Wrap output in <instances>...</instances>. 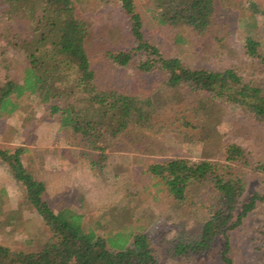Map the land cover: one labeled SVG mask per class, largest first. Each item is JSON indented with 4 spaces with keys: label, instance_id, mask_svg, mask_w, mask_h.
I'll return each instance as SVG.
<instances>
[{
    "label": "trees",
    "instance_id": "1",
    "mask_svg": "<svg viewBox=\"0 0 264 264\" xmlns=\"http://www.w3.org/2000/svg\"><path fill=\"white\" fill-rule=\"evenodd\" d=\"M116 2L126 15L135 46L109 49L107 57L119 67L135 63L141 73L156 74L157 80L149 84L145 79L128 88L99 84L90 46L104 35L93 32L90 16L82 11L86 0H0L1 32L6 34L0 54L8 68L0 79V117L20 111L24 97L35 96L47 115L58 121L69 144L79 148L102 176L114 163L110 151L157 154L165 151L157 141L160 135L172 134L176 144L197 138L202 142V160L175 157L156 161L146 170L167 187L187 217L167 249L182 264H194L222 239L221 259L234 264L231 233L264 205V191L247 197V179L239 167L248 162L247 154L236 143L221 147L219 124L226 103L243 108L264 128L262 43L254 35L246 36V54L253 60L250 68L263 73L257 77V72L244 79L231 69L192 68L178 56L165 55L146 37L135 0ZM219 2L152 0L147 10L160 25L188 28L205 37L216 27ZM251 7L260 11L255 1ZM12 59L20 63V70H14L17 74L10 71ZM210 145L215 154L223 151L224 160L214 158ZM25 151V147L0 148V158L24 187L25 203L37 210L52 235L37 250L0 243V264H162L150 234L125 224L114 229L118 222L108 228L104 220L85 225V215L75 209L54 210L45 199L44 181L25 165ZM195 208L205 211L197 216ZM258 232L261 251L264 224Z\"/></svg>",
    "mask_w": 264,
    "mask_h": 264
},
{
    "label": "rangeland",
    "instance_id": "2",
    "mask_svg": "<svg viewBox=\"0 0 264 264\" xmlns=\"http://www.w3.org/2000/svg\"><path fill=\"white\" fill-rule=\"evenodd\" d=\"M116 1L86 0L82 9L90 16L93 32L104 35L90 46L98 82L107 87L125 88L137 86L145 79L144 82L150 84L157 80L156 74L141 73L135 63L119 67L106 55L109 49L135 46L129 22ZM135 1L143 17L146 37L165 55L178 56L192 68L235 70L244 79L257 72L250 68L253 60L246 54L245 40L248 34L254 35L262 43L260 50L264 51V0H220L216 27L212 35L205 37L188 28L160 25L147 10L152 0ZM251 1L257 3L259 12L253 11ZM252 23L256 25L251 29ZM2 28L0 25V47L6 35L1 32ZM12 60L9 61L10 71L20 70V63ZM7 71L0 54V79ZM259 73L260 70L255 77ZM21 105L20 111L0 117V148L10 151L26 148L22 156L25 165L39 179L47 177L49 192L45 193V199L54 210L75 209L85 215V225L104 220L108 228L118 222L120 225L114 229L125 224L130 230L146 232L162 264H182V259L175 258L167 246L187 217L167 187L146 170L156 161L175 157L200 161L203 159L202 142L196 138L176 144L171 139L172 134L165 133L157 140L165 147L162 153L110 151L115 164L102 176L90 167V161L79 153V148L69 144L67 137L59 132L58 121L47 115V109L35 96L24 97ZM224 106L226 112L219 124L221 147L236 143L245 149L248 162L240 163L239 167L247 179L248 197L254 191H264V167H261L264 164V128L243 108L226 103ZM211 147L215 154V147ZM214 158L224 160L225 155L219 151ZM55 182L63 183L61 191H55ZM193 211L198 216L205 209ZM263 224L264 205L250 213L231 233L230 254L234 264H264L261 262L264 250L260 251L262 236L258 232ZM50 235L49 227L37 210L25 203L24 187L0 158V243L13 249L37 250ZM222 245L223 240H218L215 248L194 264H224L220 256Z\"/></svg>",
    "mask_w": 264,
    "mask_h": 264
},
{
    "label": "crops",
    "instance_id": "3",
    "mask_svg": "<svg viewBox=\"0 0 264 264\" xmlns=\"http://www.w3.org/2000/svg\"><path fill=\"white\" fill-rule=\"evenodd\" d=\"M90 167L93 168L92 165H91ZM47 168H48V167H47ZM49 169H50V168H49ZM93 169L95 170V168H93ZM54 170H55V169H54ZM56 171H57V170H56ZM40 179H41L42 181H44V183H45V186H46V192H45V193L49 192V191H48V184H49V183L46 182L47 177H46L45 180L42 179V178H40ZM47 181H48V180H47ZM102 183H103V182H102ZM61 184H63V183H58V182H55V183H54L53 186L56 188L55 191H57V192L61 191V188H62V187H61ZM60 187H61V188H60ZM52 188H53V187H52ZM112 208H113V207H112Z\"/></svg>",
    "mask_w": 264,
    "mask_h": 264
}]
</instances>
